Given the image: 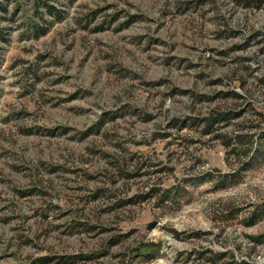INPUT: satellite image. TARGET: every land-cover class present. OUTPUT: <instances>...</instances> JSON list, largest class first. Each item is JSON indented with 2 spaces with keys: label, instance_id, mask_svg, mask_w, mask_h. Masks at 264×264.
<instances>
[{
  "label": "rangeland",
  "instance_id": "1",
  "mask_svg": "<svg viewBox=\"0 0 264 264\" xmlns=\"http://www.w3.org/2000/svg\"><path fill=\"white\" fill-rule=\"evenodd\" d=\"M8 3L0 264H264V0Z\"/></svg>",
  "mask_w": 264,
  "mask_h": 264
},
{
  "label": "trees",
  "instance_id": "2",
  "mask_svg": "<svg viewBox=\"0 0 264 264\" xmlns=\"http://www.w3.org/2000/svg\"><path fill=\"white\" fill-rule=\"evenodd\" d=\"M8 2H9V0H0V11L5 12V13L8 12V5H9ZM17 8H18V6H16V9ZM2 39H5V31H4V28L0 26V40H2ZM259 81L264 83V78L260 79ZM231 94L240 98V99L245 98L243 95L236 94L234 92H231ZM221 117L224 120L228 119V116L226 114H222ZM215 121L216 120L214 119V122ZM104 124H105V121L100 122V124L95 126L93 131L96 133L100 132V130L102 129V126H104ZM209 126H210V124H209ZM259 220H264V203L262 205H259L257 207V209L253 213H251V215H250L251 223H249V225H254ZM252 240L257 245H264V234H260L258 236L252 237ZM231 264H252V263H249L245 260L238 261V260L234 259V257H233V262Z\"/></svg>",
  "mask_w": 264,
  "mask_h": 264
}]
</instances>
